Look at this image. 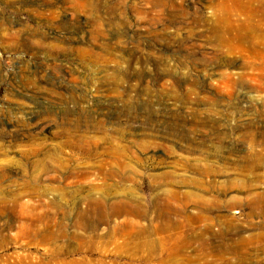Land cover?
Segmentation results:
<instances>
[{"label": "rangeland", "instance_id": "rangeland-1", "mask_svg": "<svg viewBox=\"0 0 264 264\" xmlns=\"http://www.w3.org/2000/svg\"><path fill=\"white\" fill-rule=\"evenodd\" d=\"M169 1L0 0V264H264V55Z\"/></svg>", "mask_w": 264, "mask_h": 264}, {"label": "bare ground", "instance_id": "bare-ground-1", "mask_svg": "<svg viewBox=\"0 0 264 264\" xmlns=\"http://www.w3.org/2000/svg\"><path fill=\"white\" fill-rule=\"evenodd\" d=\"M177 1V6L180 10H182L183 14H186L189 10H192L193 18L191 20V29H189V31H192L193 27L201 26L203 29H206V31H210L218 38H221V41L224 45L225 43L229 44L231 41L235 40L236 44L231 43L230 47L239 48L242 47L243 42L245 41L251 49L262 52L264 55V0ZM160 2H162L164 5L174 6V4H172L169 0H160ZM32 113H34V111H32ZM35 122V126L33 125L34 130H38V128L43 126L42 122ZM20 130H10L9 128V131L6 135L10 137L9 139L11 141L14 137L21 133ZM27 132H29V129ZM89 197L90 196L87 197L89 203L84 206H77L75 210L79 212H92L96 208L92 205L95 199ZM42 209H49V205H44ZM58 209L62 210L63 212L65 211L64 207Z\"/></svg>", "mask_w": 264, "mask_h": 264}]
</instances>
